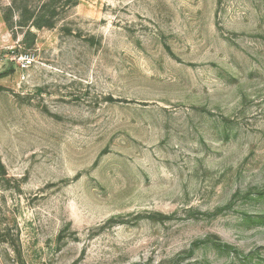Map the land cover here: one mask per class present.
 <instances>
[{
  "label": "rangeland",
  "instance_id": "obj_1",
  "mask_svg": "<svg viewBox=\"0 0 264 264\" xmlns=\"http://www.w3.org/2000/svg\"><path fill=\"white\" fill-rule=\"evenodd\" d=\"M4 71L0 264H264V0H0Z\"/></svg>",
  "mask_w": 264,
  "mask_h": 264
},
{
  "label": "trees",
  "instance_id": "obj_2",
  "mask_svg": "<svg viewBox=\"0 0 264 264\" xmlns=\"http://www.w3.org/2000/svg\"><path fill=\"white\" fill-rule=\"evenodd\" d=\"M9 20H10V16L4 17V21L6 23H8ZM45 20L46 19L42 18L41 16H38V17L36 16V18L30 23V25H32L36 28H41L43 26H51L52 22L49 20H47V21H45ZM44 22H46V23H44ZM22 26H24V23L22 24ZM9 72L10 71H4L3 73H0V77L7 75ZM4 171H5V169L2 165V163L0 162V175H3L5 173Z\"/></svg>",
  "mask_w": 264,
  "mask_h": 264
},
{
  "label": "built area",
  "instance_id": "obj_3",
  "mask_svg": "<svg viewBox=\"0 0 264 264\" xmlns=\"http://www.w3.org/2000/svg\"><path fill=\"white\" fill-rule=\"evenodd\" d=\"M25 62H26V63H30V61H29V57H25Z\"/></svg>",
  "mask_w": 264,
  "mask_h": 264
}]
</instances>
